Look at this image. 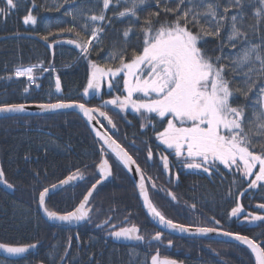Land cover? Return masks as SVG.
<instances>
[{
    "label": "snow or ice",
    "instance_id": "1",
    "mask_svg": "<svg viewBox=\"0 0 264 264\" xmlns=\"http://www.w3.org/2000/svg\"><path fill=\"white\" fill-rule=\"evenodd\" d=\"M98 2L102 4L101 10L99 14H92L90 20L104 23L93 27L87 37L81 36L75 27L62 28L58 34L74 32L76 39L54 43L75 45L88 61L90 72L83 91L84 96H89L91 92L98 94L105 82L110 92L115 90L120 94L104 100L101 107L93 108L85 103L64 100L41 103L37 107L42 111L75 108L83 113L89 124L96 121L92 131L101 142L99 148L101 159L96 165L100 179L91 184L72 210L62 213L50 210L47 201L52 194L85 179L84 174L77 169L58 183L37 190L38 194L33 195V200L38 209L51 221L68 225L79 224L82 221L91 222L90 198L93 197L98 185L113 175L109 157L114 156L124 169L139 176L137 187L143 206L160 225L180 233L200 235L216 233L230 237L251 250L255 264H264V241L257 243L255 239L246 235L224 231L221 221L214 217L212 219L217 226L213 227L185 225L166 218L150 199L140 165L114 138L118 129L108 112L102 110L112 106L120 113H127L131 109L141 117L140 128L143 130L151 125L155 139L160 145L172 150L177 161L185 169H202L211 175L213 171L219 172L222 165L229 171L239 173L244 179L254 177L248 180L249 189L264 188V0H225L223 7L222 0H98ZM20 3L21 0H3L4 7H0V16H7L16 10ZM31 3L33 8L37 7L35 0H31ZM64 4L75 5V0H64V3L58 5L55 10L59 11ZM110 6H123L122 10L114 13V18H129V24L122 33L123 47L115 49L110 54L111 66L101 65L90 59L91 51L99 45L105 26H112V18L106 15ZM153 7L156 11L149 10ZM248 7L254 9L252 13L254 23L245 26ZM141 12H147V15L141 18ZM64 15L76 19L74 10H66ZM23 23L36 25L37 17L32 14L31 9L23 17ZM84 30L89 31L87 25L84 26ZM133 36L136 37L137 44L131 46L129 51L130 38ZM208 38L218 41V55H209L204 47ZM41 39L47 42L49 36H42ZM226 48L229 51L226 52ZM35 67L33 65L17 68L15 76L27 77L32 83L36 79L33 75ZM237 77L238 85L234 84ZM55 88L57 92L61 91L59 76L55 79ZM28 90L24 89L25 92ZM26 108L23 103H0V114L22 113ZM101 117L111 128H105L100 122ZM152 159L153 151L149 146L147 160ZM160 160L163 169L170 172L168 156L161 154ZM34 175L38 177L39 173ZM175 178L178 180L179 175L177 174ZM233 182L235 183V180ZM0 184L9 189L14 187L6 179L2 167ZM152 187L155 188L156 185L153 183ZM167 195L172 200L177 199L171 192ZM191 207L195 209L196 205L193 204ZM257 207L264 209V204ZM242 213L244 208L237 203L229 215L239 219ZM110 220L111 217L96 227L103 230ZM243 220L249 223L264 222V215L248 213L243 216ZM107 235L116 240L146 242L149 246L152 240L162 243V232H156L150 240L145 241V236L134 224L121 227L111 224ZM76 239L79 241L78 234ZM71 243L70 237L64 256L67 255ZM168 246H172L171 240L168 241ZM36 247L35 243L28 245L0 243V250L9 256H21ZM64 256H61V260ZM151 264L178 262L161 257L157 249L156 253L151 255Z\"/></svg>",
    "mask_w": 264,
    "mask_h": 264
},
{
    "label": "trees",
    "instance_id": "2",
    "mask_svg": "<svg viewBox=\"0 0 264 264\" xmlns=\"http://www.w3.org/2000/svg\"><path fill=\"white\" fill-rule=\"evenodd\" d=\"M35 2L37 7L33 8L31 0H21L16 10L7 16H0V38L19 34L35 35L40 38L48 35V42L53 43L76 39L74 32L58 34L62 28L75 27L81 36L87 37L93 27L104 23L90 20L92 14H99L101 10L102 4L98 0H75V5L64 4L59 11L55 9L63 4L64 0ZM224 2L225 0H222V7ZM0 7H4L3 0H0ZM48 8L51 10H46ZM122 8L123 6H110L106 13L107 17L112 18V26H105L99 45L92 49L90 56V59L98 64L111 66L110 54L115 49L123 47L122 33L129 24V18H114V13ZM29 9L37 17L36 25L23 23V17L28 14ZM66 10H74L76 19L65 16ZM149 10L156 11V8ZM253 11L252 7L246 8L245 26L254 23ZM145 15L147 12L140 13L141 18ZM85 25L89 29L87 32L84 30ZM136 44V37H131L129 51L131 46ZM217 45V40L208 38L204 47L209 55L215 56L219 54ZM225 51L229 49L226 48ZM51 56L49 50L42 44L27 37H13L0 41V103L28 105L55 103L58 100L84 103L83 91L90 72L88 61L78 49L71 47H57L54 56ZM33 65L36 66L33 72L36 77L34 82L30 83L27 77L15 76L17 68ZM42 68L53 70L43 71ZM57 76L61 80L59 92L55 88ZM229 78L231 79V75ZM234 84H239V77ZM25 88L29 89L28 92L24 91ZM99 94L96 105H102L104 100L120 93L115 90L110 92L105 82ZM103 110L108 112L115 123L118 131L115 132L114 138L120 142L134 141L137 144L143 140L152 144L157 142L151 125L142 130L141 117L131 109L127 113H120L112 106ZM157 127L159 128L158 123ZM99 148L100 142L94 139L86 124L73 112L63 111L41 118H12L0 121V165L6 179L14 186L13 193L0 186V243L40 244L36 253L20 260L12 261L0 257V264H150L152 253L144 252L143 246L126 247L111 243L104 237L105 229L110 224L105 225L103 230L96 227L109 217L113 223L129 219L131 223L138 224L140 219H143L132 179L114 158L109 157L114 168V179L100 186L94 193L90 201L94 217L78 232L48 225L33 200V195L38 194L37 190L56 184L79 169L85 179L79 184L74 182L67 186L48 203L50 210L53 211L62 213L72 210L91 184L97 180L96 165L101 159ZM26 156L29 158L25 159ZM137 160L140 163V158ZM158 165H147L149 173L155 174L153 177L155 181L150 180L149 189L154 191L151 196L153 203L166 218L186 225L214 226L211 219L214 217L221 221L224 230L246 235L255 239L257 243L264 241V222L256 226L247 222L239 225L242 218L233 220L229 215L237 203L242 204L246 213L264 215V209L257 207L264 204V188L249 189L247 179L225 169L222 165L219 172L213 171L211 175L202 169L191 172L180 170L178 186L173 187L161 173V167ZM35 173H39V176L34 175ZM153 183L156 185L155 188L152 187ZM162 188L173 193L177 199L172 200L167 195L168 192H165V195L160 194ZM193 204L196 205L195 209L191 207ZM147 229L150 232L154 227L148 222ZM77 234L79 241L76 239ZM70 237L71 247L64 256ZM167 240L173 242L174 249L182 250L181 255L190 253L191 256L186 259L188 264H192V261L199 264H218L213 258H210L213 262L208 263L209 251L205 249L207 246L213 247L224 264H255L254 257L247 248L232 243H191L188 240L174 238ZM162 244L157 243L150 248L159 249ZM161 254L162 257L174 258L176 252L171 246L165 247ZM61 256H64L63 260ZM206 259L207 263L203 262Z\"/></svg>",
    "mask_w": 264,
    "mask_h": 264
},
{
    "label": "flooded vegetation",
    "instance_id": "3",
    "mask_svg": "<svg viewBox=\"0 0 264 264\" xmlns=\"http://www.w3.org/2000/svg\"><path fill=\"white\" fill-rule=\"evenodd\" d=\"M100 93V92H99ZM96 94V96H94V99H93V101L91 102V103H89L88 104V106L89 107H101L102 105H96L95 104V102L99 99V98H97L98 96H100V94ZM94 103V104H93ZM102 110H103V108H102ZM104 126H105V128H111V126L110 125H108V123H107V121L106 120H101L100 121ZM87 129H88V127H87ZM90 131V130H89ZM91 132V131H90ZM94 137V136H93ZM126 138V137H125ZM94 139H95V137H94ZM116 139V138H115ZM97 140V139H96ZM117 141L119 142V143H121L127 150H128V152L133 156V158L134 159H136V161H137V163H138V160L137 159H139L140 158V163H138L139 165H140V168L142 169V171H143V173H144V176H145V180H146V183H147V186H148V191H149V195H150V199H151V196H153V193H154V191L152 192L150 189H149V187H150V180L152 181V180H154V178L153 177H155L154 175V173H149V170H148V167H147V165L148 164H150V165H154V164H159L160 165V167H161V173L164 175V176H166L167 177V180H169V182H170V185L172 184L173 185V187H176V186H178V183H179V179L177 180L175 177H176V175L178 174L179 175V172H180V170H182V171H186V172H191V171H194V170H196V169H185V168H183V166L177 161V158L174 156V153H172V150H169V149H167L166 148V146H164V145H160L159 144V142L157 141L155 144H152V142H148L147 140H143L140 144H137V143H134L133 144V142H127V143H122V142H120L118 139H117ZM149 146H151V149H152V151H153V159H152V161H148L147 160V151H148V147ZM161 154H163V155H167L168 157H169V162H170V176H168V175H166V174H164V169H163V166H162V161L160 160V155ZM111 158H114V156H111ZM115 159V158H114ZM109 162L111 163V161H110V159H109ZM118 162V161H117ZM111 165H112V163H111ZM121 165V164H120ZM158 165V166H159ZM112 168H113V165H112ZM96 169H97V167H96ZM126 170V169H125ZM97 171V170H96ZM127 171V170H126ZM113 173H114V168H113ZM149 173V174H148ZM129 174V173H128ZM130 176V175H129ZM97 179H100V178H97ZM114 179V178H113ZM252 179V178H251ZM247 180H249V179H247ZM113 181V180H112ZM155 181V180H154ZM82 181H77L76 182V184H79V183H81ZM133 182V181H132ZM110 183V182H109ZM55 184V183H54ZM134 184V183H133ZM6 190V189H5ZM136 190V189H135ZM62 191V190H61ZM60 191V192H61ZM9 192V191H8ZM165 192H168L166 189H161L160 191H159V193L160 194H166ZM136 193H137V191H136ZM57 194H59V192L57 193ZM57 194H55V195H57ZM55 195H53V196H55ZM138 195V194H137ZM53 196H51L49 199H51ZM170 197V196H169ZM139 198V197H138ZM171 198V197H170ZM92 199V198H91ZM152 200V199H151ZM47 203H49V200H48V202ZM139 203H140V200H139ZM239 204H241V203H239ZM242 205V204H241ZM140 206H141V209L140 210H142L143 208H142V205H141V203H140ZM244 208V207H243ZM52 210V209H51ZM246 214H248V213H246L245 212V208H244V213H242L241 214V217L240 218H242L240 221H239V225L240 224H243L244 222H246V221H244L243 220V216L244 215H246ZM92 215V211H91V213H90V216ZM255 215H260V214H255ZM93 217H94V215H92V217H90V220H92L93 219ZM142 217H143V219L141 218L140 219V221L138 222V224H135V223H131L130 221H129V219H124V220H120L119 222H115V223H113V222H111V221H113V220H110V225L111 224H115L117 227H121V226H130V225H136V226H138L139 227V229H140V232H141V234H143L144 236H145V241H148V240H150L151 239V236H153L156 232H162L160 229H158L156 226H154L152 223H151V221L149 220V218H148V216L146 215V213H145V211L144 210H142ZM95 218H96V216H95ZM234 218L235 219H237V220H239L238 218H236V217H232L231 219H233L234 220ZM212 219V218H211ZM88 221H86L85 222V224H83V225H80V226H76V227H71V225H51V224H48V225H51V226H53V227H55V228H59V229H61V228H63V230H66V231H68V230H73V231H76V232H78L82 227H84L85 225H86V223H87ZM148 222H149V225H151V226H153L154 227V229H152L150 232H148V229H147V224H148ZM174 222H176V221H174ZM177 223H180V222H177ZM247 223H249V222H247ZM261 222H255V223H249V224H251V225H258V224H260ZM108 224V225H109ZM180 224H182V223H180ZM110 225L108 226V228H106L105 229V235H104V237H105V239L106 240H108L109 242L111 241V243H114V241H113V239L109 236V235H107V230H110ZM186 225V224H185ZM214 226H217V225H215L214 224ZM221 226H222V228H223V225L221 224ZM208 227H213V226H208ZM224 230V229H223ZM224 231H227V230H224ZM162 235H163V237H162V245L159 247V253H160V256L162 257V251L163 250H165V247L166 248H169V246H168V241L169 240H167V239H169V238H174V239H179V240H188V241H190L191 243H197V242H207V243H209V244H212V243H219V244H226V243H230V242H219V241H210V240H199V239H183V238H179V237H174V236H172V235H168V234H163L162 233ZM167 242V243H166ZM157 243H161V242H156V243H153V244H151V246L152 245H156ZM166 243V244H165ZM114 244H116V243H114ZM172 244H173V242H172ZM232 244H235V243H232ZM116 245H121V246H126V247H137V246H143V249H144V252H146V253H152V255L153 254H155L156 253V251H157V249H154V248H150V246L145 242V243H140V244H128V245H122L121 243L120 244H116ZM236 245V244H235ZM245 248H247V247H245ZM205 249H207L208 251H209V261H208V263H211V262H213V260L212 259H210V258H213V259H215L216 261H217V263L219 264H224V262H223V260H221L220 258H219V256H218V254L217 253H215L214 252V249H213V247L212 246H207ZM172 250H174L175 252H176V254H175V257L174 258H169V259H174V260H176L177 262H179V263H181V264H188L187 263V260L186 259H189V257L191 256L190 255V253H185L184 254V256L183 255H181V253H182V250H179V249H174V246L172 245ZM247 250H249V249H247ZM250 251V250H249ZM182 257H185V258H182ZM202 259V258H201ZM151 260V259H150ZM203 262H205V263H207V259L206 260H203Z\"/></svg>",
    "mask_w": 264,
    "mask_h": 264
},
{
    "label": "water",
    "instance_id": "4",
    "mask_svg": "<svg viewBox=\"0 0 264 264\" xmlns=\"http://www.w3.org/2000/svg\"><path fill=\"white\" fill-rule=\"evenodd\" d=\"M13 37H20V38H30V39H33L37 42H39L40 44H42L45 48H47L49 50V52L51 53V57L54 56V53H55V48L57 47H71V48H75V49H78L76 48L75 45H70V44H67V43H51V42H46L44 41L43 39H41L40 37H36L35 35H23V34H19V35H14L10 38H13ZM5 38H9V37H5ZM2 39L0 38V41ZM59 41H65V40H59ZM51 45V46H50ZM80 51V49H78ZM97 93H94V92H91L89 96H84L83 98L85 99L84 103L88 106L89 103H91L94 99V96H96ZM37 105L39 104H26L27 108H26V111L25 112H22V113H10V114H0V121L1 120H7V119H12V118H27V117H42V116H45V115H50V114H53V113H58V112H63V111H69V112H73L75 113L76 115H78L80 117V119H82V121L86 124V126L88 127V129L91 131L92 135L95 137V133L92 131V126L93 124L96 123V121L94 120L92 122V124H89V122L87 121V119L83 116V113H81L79 111V109H62V110H55V111H42L41 109H39L37 107ZM89 107V106H88ZM100 121L101 120H104V118H99ZM98 127V125H97ZM95 139L98 140V138L95 137ZM99 141V140H98ZM100 142V141H99ZM169 159V157H168ZM111 164V163H110ZM1 167V165H0ZM97 170V174L99 176V172H98V169ZM112 172H113V168H112ZM128 172V171H127ZM129 173V172H128ZM164 174L170 176V172H166L164 170ZM130 175V179H132L133 183H134V186H135V189L137 191V194H138V197L140 200V203L142 205V210L145 211L146 215L148 216L149 220L151 221V223L156 226L158 229H160L162 231V233L164 234H168V235H172L174 237H179V238H183V239H199V240H210V241H219V242H230V243H235V244H239L241 245L242 247H247L246 245L244 244H241L240 242L238 241H235L234 239L230 238V237H226V236H223V235H219V234H216V233H209L207 235H200V234H190V233H180V232H176L174 230H171V229H167L165 228L163 225H160L158 220H155L153 219L147 212V209L143 206V200H142V197L140 196L139 194V189L137 187V183L139 181V176L138 175H135L133 173H129ZM100 178V176H99ZM114 178V173L111 177H109L107 180L103 181L100 185H98L97 189L104 183H109L112 181V179ZM145 183H146V180H145ZM0 186L4 189H6L7 191L13 193V188L9 189L7 188L4 184H0ZM67 186H65L66 188ZM146 188H148L147 186V183H146ZM148 190V189H147ZM97 191V190H96ZM95 191V192H96ZM60 192V191H58ZM58 192L52 194L51 196L57 194ZM94 192V193H95ZM149 192V191H148ZM94 195V194H93ZM90 201H91V198H90ZM39 212H40V215L42 216V218L45 220V222H47L48 224H51V225H68V224H64V223H61V222H58V221H51V220H48L47 217L44 215V213L39 209ZM86 221H82L80 222L79 224H71V227H76V226H80V225H83L85 224ZM111 237V236H110ZM163 237V235H162ZM114 241V243L116 244H122V245H128V244H140L141 242H138V241H129V240H116L115 238L111 237ZM158 241H154L152 240L151 241V244L153 243H156ZM38 246H40V244L38 243L37 244V247L36 248H33V249H30L28 253H25V254H22L21 256H9L7 255L6 253H4L2 250H0V257L4 258V259H8V260H12V261H16V260H20V259H23L24 257H27L28 255L32 254V253H36L37 252V249H38ZM248 249V248H247ZM250 250V249H249ZM251 251V250H250ZM254 257V255H253ZM255 258V257H254ZM151 264V262H150ZM178 264H181L178 262Z\"/></svg>",
    "mask_w": 264,
    "mask_h": 264
},
{
    "label": "bare ground",
    "instance_id": "5",
    "mask_svg": "<svg viewBox=\"0 0 264 264\" xmlns=\"http://www.w3.org/2000/svg\"><path fill=\"white\" fill-rule=\"evenodd\" d=\"M23 35H29V34H23ZM7 37H11V36H7ZM9 38H5V37H1V39L2 40H5V39H9ZM27 39H30V38H27ZM1 40V41H2ZM96 176H97V178H99V176H98V174H97V171H96ZM112 182V181H111ZM104 184H106V183H104ZM103 185V184H102ZM101 185V186H102ZM134 188H135V186H134ZM54 197V196H53ZM48 200H50V199H48ZM48 202V201H47ZM250 238V237H249ZM236 245H239V244H236ZM239 247H242L241 245H239ZM242 248H245V247H242ZM246 249V248H245ZM2 258V257H1ZM4 259V258H3ZM8 260V259H7ZM192 264H199L198 262H196V261H192Z\"/></svg>",
    "mask_w": 264,
    "mask_h": 264
},
{
    "label": "rangeland",
    "instance_id": "6",
    "mask_svg": "<svg viewBox=\"0 0 264 264\" xmlns=\"http://www.w3.org/2000/svg\"><path fill=\"white\" fill-rule=\"evenodd\" d=\"M228 170V169H227ZM258 170V169H257ZM239 174V173H238ZM251 178H254V177H250V178H248V179H251ZM247 222V221H246Z\"/></svg>",
    "mask_w": 264,
    "mask_h": 264
}]
</instances>
